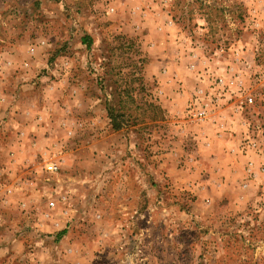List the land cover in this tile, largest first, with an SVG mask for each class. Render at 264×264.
Listing matches in <instances>:
<instances>
[{"label": "rangeland", "instance_id": "obj_1", "mask_svg": "<svg viewBox=\"0 0 264 264\" xmlns=\"http://www.w3.org/2000/svg\"><path fill=\"white\" fill-rule=\"evenodd\" d=\"M0 264H264V0H0Z\"/></svg>", "mask_w": 264, "mask_h": 264}, {"label": "built area", "instance_id": "obj_2", "mask_svg": "<svg viewBox=\"0 0 264 264\" xmlns=\"http://www.w3.org/2000/svg\"><path fill=\"white\" fill-rule=\"evenodd\" d=\"M48 169L51 171H56L58 170V166L56 164H49Z\"/></svg>", "mask_w": 264, "mask_h": 264}, {"label": "trees", "instance_id": "obj_3", "mask_svg": "<svg viewBox=\"0 0 264 264\" xmlns=\"http://www.w3.org/2000/svg\"><path fill=\"white\" fill-rule=\"evenodd\" d=\"M87 40H84V42H86ZM91 45V41H89L88 42V46H90ZM120 126L119 125H117V128H119Z\"/></svg>", "mask_w": 264, "mask_h": 264}]
</instances>
